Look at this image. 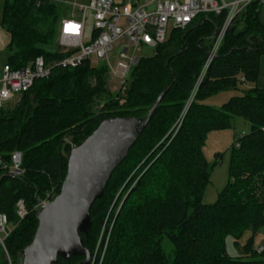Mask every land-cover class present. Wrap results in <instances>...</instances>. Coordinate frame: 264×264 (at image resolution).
<instances>
[{
	"label": "trees",
	"instance_id": "1",
	"mask_svg": "<svg viewBox=\"0 0 264 264\" xmlns=\"http://www.w3.org/2000/svg\"><path fill=\"white\" fill-rule=\"evenodd\" d=\"M260 9L250 5L230 25L177 129L225 12L199 14L184 30L171 29L153 55L131 70L123 93L110 91L105 66L85 62L51 70L12 109L0 108V158L7 166L0 167V214L12 228L5 240L12 264H18L34 237L38 203L59 194L70 150L105 120H144L165 91L140 138L93 202L91 226L79 235L83 248L93 254L107 219L112 228L102 264H264V251L258 254L254 248V238L264 229V88L256 86L264 54ZM62 11L63 5L49 0H3L4 64L19 70L38 57L47 64L59 60V52L48 48L57 38ZM243 84L249 86L241 89ZM228 90L236 95L220 107L203 103ZM235 118L250 130L230 148L227 184L213 204L203 205L210 167L202 147L208 134L229 129ZM14 152L21 154L17 177L9 175ZM19 202L26 211L22 219L16 214ZM228 237L238 256L226 255ZM82 260L59 259L58 264ZM0 264H7L1 250Z\"/></svg>",
	"mask_w": 264,
	"mask_h": 264
},
{
	"label": "built area",
	"instance_id": "2",
	"mask_svg": "<svg viewBox=\"0 0 264 264\" xmlns=\"http://www.w3.org/2000/svg\"><path fill=\"white\" fill-rule=\"evenodd\" d=\"M49 1L63 6L68 4L67 0ZM254 3L264 8V0H148L139 4L127 0L124 3H117L115 0H89L87 5L71 4L74 13L71 11L59 20L57 31V52L61 55L59 60L47 64L43 58L38 57L27 67L19 70H13L7 64L2 65L0 69V108L14 96L19 98L26 93L35 81L47 79L51 70L55 68L73 69L85 62L92 63V61L107 68L110 83L112 79L119 82V88L115 92L123 93L126 90L131 70L144 58L139 55V49L154 51L157 46L164 43L171 29L184 30L199 14L218 16L225 12L224 21L213 36V42L200 76L179 117L177 129L226 31L239 13ZM89 14L92 29L87 34L86 22ZM20 165L21 154L12 153L9 175L19 176L21 174ZM0 167L7 168L1 158ZM49 198L48 196L47 199L38 203L36 207L38 211L50 202ZM16 214L20 219L26 215L21 202L16 206ZM111 228L112 225L108 226L105 220L89 264H102ZM11 231L7 217L0 214V250L7 264H12L5 247V240ZM263 251V247L256 248L258 254Z\"/></svg>",
	"mask_w": 264,
	"mask_h": 264
},
{
	"label": "water",
	"instance_id": "3",
	"mask_svg": "<svg viewBox=\"0 0 264 264\" xmlns=\"http://www.w3.org/2000/svg\"><path fill=\"white\" fill-rule=\"evenodd\" d=\"M166 92L144 120H105L80 146L70 150L59 194L38 211L36 232L20 253L18 264H58L59 259L68 262L74 257L83 258L79 264L90 263L91 255L79 236L86 235L91 226L89 210L101 198L111 175L140 138Z\"/></svg>",
	"mask_w": 264,
	"mask_h": 264
},
{
	"label": "rangeland",
	"instance_id": "4",
	"mask_svg": "<svg viewBox=\"0 0 264 264\" xmlns=\"http://www.w3.org/2000/svg\"><path fill=\"white\" fill-rule=\"evenodd\" d=\"M89 0H67L68 4L63 6V15L70 14L73 10L71 4L75 5H87ZM134 3H145L148 0H127ZM3 0H0V19H1V8H2ZM74 13V11H72ZM259 20L262 24H264V8L260 9L259 12ZM59 25V22H58ZM87 34L91 32L92 22L90 19V14L88 15L86 22ZM58 31V27H57ZM0 32L4 34V38L6 37L5 29L0 26ZM58 48L57 38L52 43V45L48 48L50 51H55ZM139 55L141 57L147 58L151 57L154 53L152 50H147L145 48L139 49ZM7 57V53L5 49L0 48V69L2 65L5 63ZM92 65H98L97 62L92 61ZM104 66V65H103ZM112 88L110 87V91L113 93L119 88V82L115 79L111 80ZM241 89L247 88L249 85L243 84L240 85ZM256 86L258 88H264V54L259 59L258 66V78L256 80ZM236 93L233 91H224L220 92L214 96H211L203 102L205 105L218 108L225 102H227L231 97L235 96ZM18 96H14L9 102H7V107L12 109L18 101ZM179 121V119H178ZM177 121V122H178ZM175 124V127L177 125ZM250 130V125L242 120L241 118H235L232 121L231 127L229 129L223 131L212 132L207 135V138L202 147V153L205 157V160L210 167L209 180L207 185L204 188L202 194V204L203 205H211L216 201L218 193L225 187L228 181V165H229V152L232 144L234 143L235 138L238 135L247 134ZM15 153V152H14ZM19 153V152H18ZM216 155H220V158L216 162ZM216 163V164H215ZM21 166V165H20ZM12 167V166H11ZM25 210V209H24ZM26 212V211H25ZM107 220V219H106ZM107 222V221H106ZM249 233H247L241 240L240 245L246 242ZM232 238L228 237L226 239V255L229 257L238 256L240 250L233 248ZM264 246V229H262L258 235L254 238V248H258L260 246Z\"/></svg>",
	"mask_w": 264,
	"mask_h": 264
},
{
	"label": "crops",
	"instance_id": "5",
	"mask_svg": "<svg viewBox=\"0 0 264 264\" xmlns=\"http://www.w3.org/2000/svg\"><path fill=\"white\" fill-rule=\"evenodd\" d=\"M117 3H124L126 0H115ZM134 3V2H132ZM139 4V3H136ZM6 34V33H5ZM7 44V35L4 38V34L0 32V48L5 49Z\"/></svg>",
	"mask_w": 264,
	"mask_h": 264
}]
</instances>
